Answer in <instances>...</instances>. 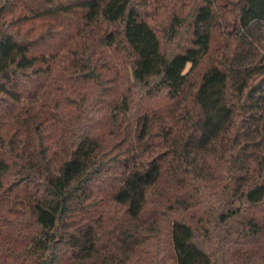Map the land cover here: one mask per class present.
<instances>
[{"label":"trees","instance_id":"1","mask_svg":"<svg viewBox=\"0 0 264 264\" xmlns=\"http://www.w3.org/2000/svg\"><path fill=\"white\" fill-rule=\"evenodd\" d=\"M0 264H264V0H0Z\"/></svg>","mask_w":264,"mask_h":264},{"label":"rangeland","instance_id":"2","mask_svg":"<svg viewBox=\"0 0 264 264\" xmlns=\"http://www.w3.org/2000/svg\"><path fill=\"white\" fill-rule=\"evenodd\" d=\"M167 14H168V12H167ZM165 17H166V14H165Z\"/></svg>","mask_w":264,"mask_h":264}]
</instances>
